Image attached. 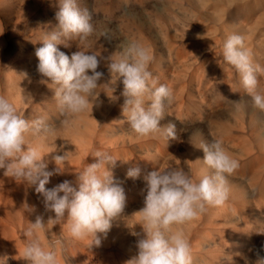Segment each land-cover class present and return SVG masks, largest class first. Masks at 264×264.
<instances>
[{
	"label": "rangeland",
	"instance_id": "obj_1",
	"mask_svg": "<svg viewBox=\"0 0 264 264\" xmlns=\"http://www.w3.org/2000/svg\"><path fill=\"white\" fill-rule=\"evenodd\" d=\"M76 3L81 10L84 9L88 10L89 14L91 15L90 23L93 25L94 31L91 35L83 39L80 36H71L69 38L62 37L63 43L57 45V47L61 51L68 54L69 56H71V54L77 50H85V51L90 50L96 52L97 54L99 53L100 57L107 58L110 57L111 55L110 58L115 56L114 57L115 59H120L119 57H123L125 54H127L129 47L134 42L144 46L145 48H148L150 54L151 51L153 50V53L151 54L153 59L149 65V70L152 73L153 79L156 81V86H159L160 84H165L169 86L173 91V95L171 99L165 102V116L164 119L161 121L160 126H162L161 128H164L165 126L167 127V125L170 122L172 124H175L177 138L169 139L167 142V140L160 134H153L147 137V136H141L136 132L132 133V131L134 130L131 129L127 121V118L123 113V105L125 100V98L121 95L123 90V85L119 81L116 83L117 80L116 75L115 74L111 75L108 72L106 66L107 60L105 59L101 60L102 63H100V66L97 69L98 71L104 73V77H102L101 79L102 81L103 80L104 81L102 83L101 80L99 81L100 85L97 89L99 90L97 91L98 98L96 100V104L94 103V106L96 105L95 106L96 108L93 106L94 108L93 109L90 108L91 110L90 111L88 110L89 112L86 111L80 114V115H84L86 118L83 116H79V114L71 115L62 112L57 97L54 94L55 90H53V88L56 89L58 86L57 85H56L57 87L54 86L55 84H53L51 81H50L51 83H49L48 78L45 77L42 78L43 76L37 71L38 58L35 55L36 48L42 46V40L48 35L50 31L54 30L58 24V21L56 20V13L59 11V0H0V73H1L0 95H1V91L3 90L2 91L3 96H5L10 102L14 103V106L17 108L18 113L24 116L26 119L31 121L38 117H42L44 118L46 124L49 126L48 127L49 132H45L46 134L43 131L36 134L34 133L32 134L31 131L27 133L26 140H28L27 141L28 145L37 148V150L40 151L42 154H44L45 152L44 150H46L44 155H46V159L48 160V170H52L51 164L49 162L51 158L54 155H56V153L57 155L65 154V159L64 161H62V168L65 171V173H69V176L70 177L72 176L74 178H76L77 176L76 172L82 171L83 168L86 167L88 163L96 161L97 158L91 155V153H94L95 151L98 150L107 151L110 154H112L114 157L118 158L117 166L113 169V171L117 174L116 175L113 174V175L117 179V181L122 184L126 194L125 208L121 213V215L116 219H114L112 222L111 228L117 229L116 231L118 232L115 234L112 232L110 233L108 232L106 237L103 234H100V236L102 237H101L100 246H96L99 248L98 249L95 247V245H93V247L90 248L89 246L91 243L90 237L77 240L70 235L69 231L65 230L64 231L65 234L63 232V235L69 237H63L64 239L62 237L58 238V243L60 248L59 255L62 257L59 259L64 258L61 264H73V262L74 264H79V263L80 264H102V263L118 264V262L119 264H123V263L126 264L128 259L130 260L129 257L131 256L134 257L137 254L136 244L139 237L133 234V233H137V231L134 229L133 222H137V221L142 222V216H141L142 213L140 212V210L144 207V197L146 195V185L142 177L136 180L127 178L126 177L127 170L130 167L139 165L142 169V176H143L144 173H147L149 171L158 168L161 169L166 167L168 168V166L171 167L174 164L175 166L173 165V167H179L180 165V168H183L186 172H189L192 178L198 181L200 178L203 177V175L211 174L213 171V170H209L210 168L205 163H202L204 152L202 148H200V145L202 146L204 143L211 144L213 141L219 140L222 142V145H224L223 148L226 147L225 148L226 151H228L229 150L228 148H230L229 152H227L228 154L233 150L234 152L237 151L235 153L233 152L229 154L232 158H234L238 162L239 165V167L231 175L227 176L228 184L229 185L231 184V187L229 186L230 187V194L228 198L229 203L234 201V203L240 204V200H247L248 197L249 199L251 198L250 203L256 206L258 210L259 208L262 207L261 204L264 206V194H262L260 187L258 185L252 183L248 173L245 172V170L242 167L243 164L242 148L240 147L239 144L234 143L230 139V134L236 133L240 138L247 137L250 141H254V138L250 134V130L248 128L246 127L242 128L237 125L236 114L237 112H239L238 110H240V112L243 111V113L239 112L241 115L243 114L246 116H250L252 112L253 114H257L259 109L260 116H258V118L262 123H264V110L258 108L255 105L252 98V94L249 93L248 91H239V89H236V87L234 88H231L229 86L226 87L225 81L222 80L221 75L219 73H215L211 69L210 65L203 59L205 55L204 51L202 52L201 48L198 47V44L201 41H203L205 35L204 26H200L202 24V16H204L201 9H199L201 1L199 0H185V1L183 0H177V1L176 0H164V1L163 0H76ZM172 9L174 10L172 11ZM168 15L171 17H169ZM165 18L167 20H165ZM153 32H155L154 36H153ZM141 35L143 36L145 35V37H147L148 39L144 38ZM177 36L180 38H178ZM157 37L159 39H157ZM147 40L150 42H147ZM65 44H67V46H65ZM194 47H196L195 48L196 51L192 52V49ZM156 49L159 51H156ZM118 53H120L121 56ZM159 53L160 56L162 57L160 56L158 57ZM35 60L37 61L34 62ZM24 62L25 63L27 62L28 66H26L27 64H23ZM152 63H155L158 66H156L155 64L152 65ZM183 65H186L184 66L185 69L184 67H182ZM21 70L22 73H20ZM5 71L7 73H4ZM180 73L183 76L179 75ZM21 74L23 75L21 76ZM164 75H166L167 78H165ZM111 77L113 78L111 79ZM186 77L187 80H185ZM19 78L21 81L19 80ZM29 79L32 80V82H34L33 83L34 85L31 83ZM180 79H182L183 81L182 80L180 81ZM15 80L18 81L16 82ZM35 81L38 82L36 83ZM184 81L187 82L184 83ZM14 82L16 85L13 84ZM41 82L44 83L41 84ZM104 82L107 84V86L106 84H104ZM29 83L33 87H31ZM50 84H52L53 86ZM2 86L3 88H1ZM44 89L45 91L46 90L47 91L46 92L43 91ZM44 92L45 94L43 96ZM48 92L51 94H49ZM41 93L42 95H40ZM52 94L54 97H52ZM101 96L102 98H104V100L101 98ZM113 96L118 97V99L111 100L110 98ZM177 96H180L181 98L180 97L177 98ZM196 96L197 97L201 96V97H198L199 99H197ZM52 98L56 99L57 102ZM188 98H190L192 102L189 101L190 99L188 100ZM44 100L48 102L46 103ZM186 100L188 101V103ZM193 101H195L194 105H199L200 108L201 107L202 108L200 109L198 108L199 106H192L191 103L193 104ZM53 103H55V105ZM183 104L186 105L187 107L184 106ZM243 105H245V108ZM96 109L97 111H95ZM170 110L172 112H169ZM47 116L48 118H46ZM77 116L79 117V119ZM75 118L77 119V121H75L76 120ZM65 121H68V123L66 124ZM228 122H230V124H228ZM76 123L79 125L77 126ZM232 123L234 124L232 125ZM223 124L224 126H226V124L231 126H226L224 129ZM72 125L77 129L72 128L73 127ZM234 125L235 127H233ZM69 127L71 130H69ZM78 127L80 128L79 130L80 132L78 131L77 133V130L79 129ZM231 127L233 128L231 129ZM72 129L76 131L71 132L73 131ZM220 130L223 132H218ZM198 135L199 137H197ZM65 136L70 138L71 144H69L70 141ZM201 136H203L204 139ZM27 137L30 138L27 139ZM56 137H58L59 139ZM195 137L196 139L198 138L197 142L196 139H194ZM133 138H135L134 140L136 139L138 140L133 142L131 141L133 140ZM165 140L166 142H164ZM44 143H47V145L46 144L44 145ZM54 145L56 149H59L58 151L55 149ZM159 150L161 151V153ZM48 151L51 153H49ZM47 152L49 154H47ZM148 154L151 156H149ZM187 154H189V156ZM153 155L154 157L157 156V158L156 157L152 158ZM92 157L94 158V160L92 159ZM186 157L188 159H186ZM90 158L92 159L91 162L89 161L91 160ZM163 158L165 159L163 160ZM124 160H127V162H125ZM189 160H191V162ZM192 160L194 161L192 162ZM192 163L195 164L192 165ZM200 167L201 169L199 170ZM1 173L4 176L10 175L9 173L4 172L3 169H0V174ZM231 180L234 181L232 182ZM62 181L63 180H61L60 182ZM3 184L5 183L0 180V188ZM56 184L57 181L55 177L52 176L50 178V183L47 184L46 187L51 188ZM128 184L131 187L130 186L125 187ZM240 184L243 186H241ZM243 188L247 192V194H245ZM133 190H136V192H134ZM25 191H28V193L32 195H34L35 192L34 187L28 186L27 184ZM38 197L41 203V208L38 215L43 216L45 226L44 228L35 231L34 238L38 237L41 246L43 247L45 238L48 235L47 233L50 232L53 225L52 221H47V220L49 219V217H51L54 214V212L46 211L43 204V198L40 196ZM257 203L258 206L256 205ZM262 208L264 209V207ZM43 210L45 211L43 212ZM260 210L258 211V214L261 215V217H264L263 215L264 210L261 211ZM210 212H211L210 206H207V210L201 215L205 218H209L211 215ZM138 213L141 215H139ZM35 218L36 217H28L26 216V214H24L23 211H20L15 213L12 216V219L11 218L9 219L8 227L10 229L9 233L11 234V237L8 234L6 238H4V241H1L2 243L0 242V253H1L0 259H3L5 258L4 256H7L8 257L7 264H12L15 261V254H18L19 252L21 253L22 250H23L22 252H24V249L29 242L28 238L25 236V231L30 227L31 223L35 221ZM179 225L182 226L184 225V223ZM176 231L183 232L181 228H178V226L176 227ZM13 233L15 234L13 235ZM69 238L74 239L73 242L77 240L75 242L76 245H74V243L72 244V242L69 241L70 240ZM107 239L111 240V244L110 241H108ZM13 240L16 243H18L16 244L14 242V247L18 245L21 246L22 248L21 247L18 248V246L14 248L12 244ZM82 240L83 243L85 244V247L86 246L89 247L87 248V250H85L86 248L82 250L84 247V244L80 242ZM87 240L90 242H87ZM116 240L117 243H115ZM67 241L68 243L71 244L69 245ZM60 243L62 245H60ZM63 243L65 244L64 246ZM79 243H81L79 247H81L82 249L81 248L78 249ZM102 245H104L105 247L103 248L104 249L103 251L100 250L102 249ZM263 245H264V240H261L260 242L255 243L252 249L250 250L243 251V248H240L241 249L239 251L241 252L239 255L240 260L236 259L235 260L236 264H249L250 262H251L250 264L260 263L258 261L264 259V249H262L264 248ZM13 248L16 249L15 251L18 253H15ZM94 248H96L97 250H95ZM106 248L108 249L110 248L109 251H107L108 249ZM112 248L114 249L116 248V249L114 250ZM125 249H126L125 251L126 254L127 253L129 254V255L127 254L128 256L124 252ZM91 250L92 251L95 250V251L92 252ZM121 251L124 253H122ZM107 252H110L111 257L110 255H108ZM114 252L118 255L119 258ZM20 253L18 256L19 259H23L21 258L23 254ZM113 254L116 255L117 258ZM106 256H108V258L110 257L111 259L116 258L118 261H116L115 259L113 260L108 259L109 260L108 261ZM72 258H74V260H76L77 262L74 261ZM24 263L26 264L27 261L24 260ZM226 264H232V263L227 262Z\"/></svg>",
	"mask_w": 264,
	"mask_h": 264
},
{
	"label": "clouds",
	"instance_id": "obj_2",
	"mask_svg": "<svg viewBox=\"0 0 264 264\" xmlns=\"http://www.w3.org/2000/svg\"><path fill=\"white\" fill-rule=\"evenodd\" d=\"M56 20L57 26L42 40L35 55L38 58L37 71L58 86L55 95L62 112L78 115L93 109L98 98L99 81L104 76L97 69L105 59L108 72L115 74L116 83L119 81L123 85V113L131 129L141 136L160 134L167 141L177 138L175 124L169 123L165 128L160 126L165 116V102L173 93L165 84L156 86L149 70L153 57L147 48L134 42L125 56L115 60L100 57L90 50H77L69 56L57 45L63 43L62 37L80 36L83 39L91 35L94 31L91 15L87 9L81 10L76 0H59ZM222 55L240 73L255 105L264 110V95L255 91L259 69L253 66L244 37L230 35L224 43ZM30 131L36 134L48 132L49 128L44 118L26 119L13 103L0 95V169L34 187L38 196L43 198L45 210L55 214L47 221L60 224L67 213L70 235L76 239L90 237V247L100 246L98 234L107 236L113 220L121 215L126 204L125 190L113 175L118 158L107 151H95L91 155L97 158L96 161L76 172L75 186L72 181L64 180L47 188L53 175L63 174L59 162L64 161L65 154L54 156L58 167L48 170L46 155L27 143L26 134ZM200 148L204 152V163L213 171L198 181L180 167L158 168L143 176L139 165L127 170V178L136 180L142 177L146 195L144 207L140 210L142 233H133L139 237L137 254L126 264H192L188 239L183 232L172 231V226L191 221L203 214L207 206H222L230 194L227 176L239 167L219 140ZM28 211L33 212L34 208ZM44 226L43 216L37 215L25 231L29 242L21 258L27 264H58L55 250H46L40 240L34 238L35 231ZM4 257L0 264H7L8 257ZM259 262L264 264V259Z\"/></svg>",
	"mask_w": 264,
	"mask_h": 264
},
{
	"label": "bare ground",
	"instance_id": "obj_3",
	"mask_svg": "<svg viewBox=\"0 0 264 264\" xmlns=\"http://www.w3.org/2000/svg\"><path fill=\"white\" fill-rule=\"evenodd\" d=\"M164 1V0H163ZM177 1V0H176ZM185 1V0H183ZM201 1L200 3V8L201 11L203 12L202 16V24L200 26H204V39L203 41H201L198 44V47L201 48L202 52L204 51V57L203 59L210 65L211 69L215 72V73H219L222 77V80L225 81V85L226 87H231L234 88L236 87V89H239V91H248L243 83H242V78L240 73H238V71L235 69V67L233 65H231L230 63L226 62L223 58V46L225 41L227 40V38L232 35V34H239L241 36L244 37L245 40V47L251 52V58H252V63L253 66L257 69H259V71H257L256 75H257V80H258V85L256 88V93L264 95V0H199ZM177 3V2H176ZM166 4V3H165ZM169 4V3H168ZM178 4V3H177ZM196 4V3H195ZM199 7V6H198ZM165 8V7H164ZM163 8V10H164ZM169 8V7H168ZM162 10V11H163ZM170 10V9H169ZM174 9H172L173 11ZM161 11V12H162ZM168 11V10H166ZM176 11V10H175ZM174 14V13H173ZM177 14V13H175ZM181 15V14H180ZM160 16V15H159ZM169 16V15H168ZM158 17V16H157ZM164 17V16H163ZM166 17V16H165ZM171 17V16H169ZM179 17V15H178ZM177 17V19H178ZM160 18V17H159ZM158 18V19H159ZM168 18V17H167ZM164 19V18H163ZM170 19V18H169ZM165 20H167L165 18ZM195 21V20H193ZM173 23V22H172ZM184 25V24H183ZM168 26V25H167ZM169 27V26H168ZM178 31V30H177ZM181 31V30H180ZM186 31V30H185ZM184 32V31H183ZM191 32V31H189ZM153 32V36H154ZM173 33V32H172ZM144 34V33H143ZM183 34V33H182ZM168 35V33H167ZM143 36V35H141ZM152 36V37H153ZM182 36V35H181ZM190 36V35H189ZM194 36V35H193ZM144 38L148 39L147 37H145V35L143 36ZM166 37V36H165ZM169 37V36H168ZM174 37V35H173ZM176 37V36H175ZM178 37V36H177ZM185 37V36H184ZM140 38V37H138ZM180 38V37H178ZM152 39V38H151ZM156 39V38H155ZM157 39H159L157 37ZM37 41V40H36ZM146 41V40H145ZM38 42V41H37ZM142 42V41H141ZM140 42V43H141ZM147 42H150L147 40ZM41 43V42H40ZM143 43V42H142ZM144 44V43H143ZM157 44V43H156ZM151 45V44H150ZM147 46V45H146ZM154 47V46H152ZM196 47H194L192 49V52H195ZM148 49V48H147ZM150 49V48H149ZM154 49V48H152ZM158 49V47H157ZM156 51H159L157 50ZM150 52V51H149ZM153 53V50L151 51V54ZM161 53V52H160ZM160 53L158 55V57L160 56ZM99 54V53H98ZM120 54V53H118ZM162 54V53H161ZM114 55V54H113ZM126 55V54H125ZM124 55V56H125ZM104 56V55H101ZM121 56V54H120ZM21 57V56H20ZM111 57V55H110ZM115 57V56H114ZM112 57V58H114ZM157 57V56H156ZM157 57V58H158ZM162 57V56H160ZM99 58V57H98ZM111 58V59H112ZM121 58V57H119ZM156 58V59H157ZM19 59V58H18ZM115 59V58H114ZM155 59V60H156ZM159 59V58H158ZM163 59V58H162ZM161 59V60H162ZM165 59V58H164ZM38 60V59H37ZM37 60H35L34 62H36ZM103 60V59H102ZM194 60V59H193ZM18 61V60H17ZM191 61V60H190ZM21 62V61H20ZM33 62V63H34ZM38 62V61H37ZM102 63V62H101ZM162 63V62H161ZM189 63V62H188ZM23 64H27V62L23 63ZM155 63H152V65ZM156 66H158L157 64H155ZM162 65V64H161ZM187 65V64H186ZM183 65L182 67L186 66ZM28 66V64L26 65ZM107 66V65H106ZM190 66V65H189ZM20 67V66H19ZM17 68V67H15ZM23 68V67H22ZM159 68V67H158ZM20 69V68H19ZM18 69V70H19ZM28 69V68H27ZM185 69V67H184ZM183 69V70H184ZM17 70V71H18ZM29 70V69H28ZM108 70V69H107ZM180 70V69H179ZM186 71V70H185ZM188 71V70H187ZM15 72V70H14ZM162 72V71H161ZM194 72V71H193ZM4 73H7L6 71ZM17 73V72H16ZM22 73V70L21 72ZM1 74V73H0ZM26 74V73H25ZM193 74V73H192ZM12 75V74H10ZM23 74H21L22 76ZM112 75V74H111ZM155 75V74H153ZM177 75V72H176ZM181 76H183L181 73L179 74ZM188 75V73H187ZM6 76V75H5ZM9 76V75H8ZM157 76V75H155ZM165 78L166 75H164ZM194 76V75H193ZM104 77V76H103ZM16 78V77H14ZM21 78V77H20ZM19 78V80H20ZM25 78V77H23ZM35 78V76H34ZM44 78V77H42ZM46 78V77H45ZM113 77H111L112 79ZM164 78V77H163ZM162 78V79H163ZM170 78V77H169ZM168 78V79H169ZM178 78V77H177ZM0 79H1V75H0ZM18 79V78H17ZM110 79V80H111ZM158 79V78H157ZM161 79V80H162ZM185 79V78H183ZM197 79V78H196ZM14 80V79H13ZM30 80V79H29ZM43 80V79H42ZM114 80V79H113ZM159 80V79H158ZM182 79H180L181 81ZM187 80V77L186 79ZM16 81V80H15ZM18 81V80H17ZM16 81V82H17ZM21 81V80H20ZM31 83L33 84L34 82H32V80H30ZM47 81V79H46ZM104 81V80H103ZM101 80V83L103 82ZM183 81V80H182ZM36 83L38 81H35ZM49 83L50 80L48 81ZM118 82V81H117ZM176 82V80H175ZM187 82V81H186ZM184 81V83H186ZM35 83V85H36ZM44 82H41V84H43ZM108 83V82H107ZM183 83V82H182ZM15 84V82L13 83ZM12 84V85H13ZM30 84V83H29ZM104 84H106L104 82ZM174 84V82H173ZM181 84V83H180ZM179 84V85H180ZM194 84V83H193ZM7 85V84H6ZM10 85V84H9ZM16 85V84H15ZM26 85V84H24ZM28 85V84H27ZM31 85V84H30ZM34 85V84H33ZM40 85V83H39ZM52 85V84H50ZM103 85V84H101ZM109 85V84H108ZM170 85V83H169ZM183 85V84H182ZM5 86V85H4ZM23 86V84H22ZM42 86V85H41ZM48 86V85H47ZM53 86V85H52ZM56 86V85H54ZM107 86V84H106ZM172 86V85H171ZM188 86V85H186ZM195 86V85H193ZM31 87H33L31 85ZM44 87V86H43ZM57 87V86H56ZM192 87V86H191ZM190 87V88H191ZM3 88V86L1 87ZM14 88V86H13ZM16 88V87H15ZM27 88V87H26ZM35 88V87H34ZM33 88V89H34ZM37 88V86H36ZM45 88V87H44ZM181 88V87H180ZM197 88V87H196ZM7 89V88H6ZM12 89V88H11ZM46 89V88H45ZM45 89L43 91H45ZM102 89V88H101ZM182 89V88H181ZM207 89V87H206ZM14 90V89H13ZM40 90V88H39ZM53 90H55L53 88ZM191 90V89H190ZM197 90V89H195ZM194 90V91H195ZM3 91V90H2ZM1 91V95H3ZM8 91V90H6ZM12 91V90H11ZM18 91V90H17ZM33 91V90H32ZM47 91V90H46ZM45 91V92H46ZM99 91V90H97ZM5 92V91H4ZM15 92V91H14ZM45 92L43 93V96L45 94ZM189 92V90H188ZM191 92V91H190ZM249 92V91H248ZM16 93V92H15ZM18 93V92H17ZM49 93V92H48ZM53 93V92H52ZM173 93V91H172ZM193 93V92H192ZM10 94V92H9ZM24 94V93H23ZM51 94V93H49ZM48 94V95H49ZM55 94V93H54ZM180 94V93H179ZM12 95V94H11ZM10 95V96H11ZM17 95V94H16ZM34 95V94H33ZM42 95V93L40 94ZM188 95V94H187ZM195 95V94H193ZM205 95V94H204ZM203 95V96H204ZM39 96V95H38ZM50 96V95H49ZM175 96V95H174ZM173 96V97H174ZM184 96V95H183ZM202 96V97H203ZM25 97V96H24ZM21 97V98H24ZM40 97V96H39ZM52 97L53 94H52ZM100 97V96H99ZM180 96H177V98ZM197 97V96H196ZM201 97V96H198ZM197 97V99H199ZM12 98V97H11ZM19 98V97H18ZM102 98V96H101ZM181 98V97H180ZM191 98V97H190ZM188 98V100L190 99ZM193 98V97H192ZM195 98V97H194ZM204 98V97H203ZM10 99V98H9ZM28 99V98H27ZM48 99V98H46ZM54 99V98H52ZM104 100V98H102ZM196 99V100H197ZM205 99V98H204ZM14 100V99H13ZM17 100V99H16ZM56 100V99H54ZM58 100V99H57ZM56 100V102H57ZM101 100V99H100ZM177 100V99H176ZM184 100V99H183ZM195 100V101H196ZM201 100V99H200ZM45 101V100H44ZM52 101V100H51ZM180 101V100H179ZM187 101V100H186ZM191 101V99L189 100ZM191 103L192 106H199V105H194ZM16 102V101H15ZM19 102V101H18ZM32 102V101H31ZM46 102V101H45ZM44 102V103H45ZM48 102V101H47ZM46 102V103H47ZM55 102V103H56ZM182 102V101H181ZM192 102V101H191ZM198 102V101H197ZM200 102V101H199ZM12 103V102H11ZM55 103H53L55 105ZM188 103V101H187ZM202 103V102H201ZM242 103V102H241ZM14 104V103H13ZM19 104V103H17ZM51 104V103H50ZM49 104V106H50ZM57 104V103H56ZM96 104V102H95ZM101 104V103H99ZM243 104V103H242ZM182 105V104H180ZM184 105V104H183ZM202 105V104H201ZM240 105V104H239ZM53 106V105H52ZM94 106V105H93ZM96 106V105H95ZM94 106V107H95ZM186 106V105H184ZM245 108V105H243ZM242 106V107H243ZM93 107V108H94ZM104 107V106H103ZM102 107V108H103ZM175 107V106H174ZM187 107V106H186ZM96 108V107H95ZM99 108V107H98ZM106 108V107H105ZM200 108V106L198 107ZM202 108V107H201ZM200 108V109H201ZM241 108V107H239ZM29 109V108H28ZM55 109V108H54ZM171 109V108H170ZM176 109V108H175ZM187 109V108H186ZM196 109V107H195ZM49 110V109H48ZM47 110V111H48ZM91 109H89L90 111ZM99 110V109H98ZM104 110V109H103ZM106 110V109H105ZM173 110V109H172ZM180 110V109H178ZM198 110V109H197ZM243 110V108H242ZM39 111V110H38ZM88 111V112H89ZM94 111V110H93ZM97 111V109L95 110ZM176 111V110H175ZM201 111V110H200ZM237 111V109H236ZM240 112V110H238ZM87 112V113H88ZM169 112H172L171 110ZM189 112V111H188ZM237 112V125L239 127H246L250 130V134L253 136L254 141H250L247 137L244 138H240L236 133H231L230 134V139L234 142L240 145V147L242 148V160H243V164L242 167L245 170V172L248 173L251 181L253 184L258 185L260 187V190L262 192V194H264V123H262L258 116H260V110L258 109L257 114H252L250 116H246V115H241L240 113L243 111H241L240 113ZM23 113V112H22ZM38 113V112H37ZM57 113V112H56ZM91 113V112H90ZM176 113V112H175ZM184 113V112H183ZM193 113V112H192ZM39 114V113H38ZM49 114V113H48ZM55 114V113H54ZM58 114V113H57ZM82 114V113H81ZM177 114V113H176ZM188 114V113H187ZM191 114V113H190ZM189 114V115H190ZM199 114V113H198ZM245 114V113H244ZM40 115V114H39ZM43 115V114H42ZM87 115V114H86ZM91 115V114H90ZM202 115V112H201ZM41 116V115H40ZM44 116V115H43ZM46 116V114H45ZM79 116H83L84 115H80ZM89 116V115H88ZM78 117V116H77ZM178 117V116H177ZM176 117V118H177ZM195 117V116H194ZM48 118V116L46 117ZM82 118V117H81ZM86 118V117H85ZM188 118V117H186ZM76 119V118H75ZM79 119V117H78ZM83 119V118H82ZM72 120V119H71ZM85 120V119H84ZM97 120V119H95ZM123 120V119H122ZM181 120V119H180ZM73 121V120H72ZM77 121V119L75 120ZM124 121V120H123ZM122 121V122H123ZM230 121V120H229ZM87 122V121H86ZM121 122V123H122ZM167 122V121H164ZM231 122V121H230ZM230 122H228V124H230ZM90 123V122H89ZM124 123V122H123ZM171 123V122H170ZM226 123V122H225ZM127 124V122H126ZM234 123H232L233 125ZM76 125L78 126L79 124L76 123ZM75 125V126H76ZM81 125V124H80ZM97 125V124H96ZM220 125V123H219ZM236 125V124H235ZM235 125L233 127H235ZM52 126V125H51ZM71 126V125H70ZM73 126V125H72ZM224 126V124H223ZM221 126V127H223ZM226 126H231V125H227ZM224 126L223 128L225 129ZM49 127V126H48ZM162 127V126H161ZM166 127V126H165ZM164 127V128H165ZM209 127V125H208ZM220 127V126H219ZM231 127V129L233 128ZM77 129L76 127H72ZM79 128V127H78ZM83 129V128H82ZM218 129V128H217ZM69 130L70 127H69ZM74 132L76 130L72 129ZM80 130V128L77 130ZM228 130V129H227ZM54 131V130H52ZM61 131V130H60ZM83 131V130H82ZM225 131V130H224ZM49 132V131H48ZM66 132V131H65ZM80 132V131H79ZM135 133V131H132V133ZM218 132H223V131H218ZM45 133V132H44ZM43 133V134H44ZM53 133V132H52ZM33 134V132H32ZM31 134V135H32ZM46 134V133H45ZM70 134V133H69ZM68 134V135H69ZM131 134V133H130ZM30 135V136H31ZM132 135V134H131ZM187 135V134H185ZM190 135V134H189ZM203 135V134H202ZM44 136V135H43ZM42 136V137H43ZM51 136V134H50ZM54 136V134H53ZM52 136V137H53ZM56 136V135H55ZM122 136V135H121ZM135 136V135H134ZM66 137V136H65ZM70 137V136H69ZM109 137V136H108ZM132 137V136H131ZM137 137V136H136ZM148 137V136H147ZM187 137V136H186ZM199 137V135L197 136ZM203 138V136H201ZM200 137V139H201ZM30 137H27V139ZM54 138V137H53ZM58 138V137H56ZM68 138V137H66ZM185 138V137H184ZM51 139V138H50ZM59 139V138H58ZM57 139V141H58ZM70 141V138H68ZM135 138H133V140L131 141H136L134 140ZM146 139V138H145ZM149 139V138H148ZM160 139V138H159ZM190 139V138H189ZM196 139V137L194 138ZM198 139V138H197ZM196 139V142H197ZM204 139V138H203ZM31 140V139H30ZM53 140V139H52ZM164 140V139H163ZM28 141V140H27ZM41 141V140H38ZM36 141V142H38ZM54 141V140H53ZM68 141V140H67ZM124 141V140H123ZM193 141V140H192ZM191 141V142H192ZM204 141V140H202ZM35 142V143H36ZM75 142V141H74ZM166 142V140L164 141ZM168 142V141H167ZM194 142V141H193ZM192 142V143H193ZM195 142V143H196ZM48 143V142H47ZM47 143H44V145ZM199 143V142H198ZM224 143V142H223ZM52 144V143H50ZM69 144H71V141L69 142ZM169 144V143H168ZM167 144V145H168ZM194 144V143H193ZM205 144V143H204ZM63 145V144H62ZM73 145V142H72ZM37 146V145H36ZM52 146V145H51ZM58 146V145H57ZM75 146V145H74ZM164 146V145H163ZM177 146V145H176ZM224 147V145H222ZM227 146V145H226ZM55 147V145H54ZM59 147V146H58ZM72 147V146H71ZM158 147V146H157ZM165 147V146H164ZM201 147V145H200ZM229 147V146H228ZM60 148V147H59ZM226 148V147H225ZM224 148V149H225ZM46 149V148H45ZM56 149V147H55ZM230 150V148H228ZM57 151L59 149H56ZM74 150V149H73ZM229 150L227 152H229ZM233 150V149H232ZM46 152V150H44ZM55 151V152H57ZM160 151V150H159ZM201 151V150H200ZM44 152V154H45ZM49 152V151H48ZM47 152V153H48ZM73 152V151H71ZM75 152V151H74ZM189 152V151H188ZM233 151H231L229 154L233 153ZM237 152V151H235ZM234 152V153H235ZM161 153V151H160ZM151 154V153H150ZM191 154V152H190ZM241 154V153H240ZM57 155V153H56ZM54 155V156H56ZM142 155V154H141ZM145 155V154H144ZM149 155V154H148ZM186 155V154H184ZM189 156V154H187ZM203 155V154H202ZM201 155V156H202ZM237 155V154H235ZM53 156V157H54ZM136 156V155H135ZM143 156V155H142ZM151 156V155H149ZM204 156V155H203ZM53 157L50 160V164H51V168L54 169L56 167H58L53 159ZM148 157V156H147ZM154 157V155L152 156V158ZM157 158V156H155ZM154 157V158H155ZM241 157V156H239ZM192 158V155H191ZM91 159V158H90ZM92 159L94 160V158L92 157ZM89 160L90 162L92 161ZM165 158H163L164 160ZM186 159H188L186 157ZM198 159V158H197ZM203 159V158H202ZM150 160V159H149ZM154 160V159H153ZM201 160V159H200ZM179 161V160H178ZM177 161V162H178ZM187 161V160H186ZM191 162V160H189ZM188 161V162H189ZM194 160H192L193 162ZM198 161V160H197ZM203 161V160H202ZM95 162V161H93ZM91 162V163H93ZM153 162V161H152ZM189 162V163H190ZM201 162V161H200ZM199 162V165H200ZM204 163V161L202 162ZM173 164V163H172ZM182 164V163H179ZM195 163H192V165ZM198 164V163H197ZM86 165V164H85ZM174 165V164H173ZM173 165L171 167H173ZM184 165V164H183ZM186 165V164H185ZM150 166V165H149ZM175 166V165H174ZM187 166V165H186ZM59 167L63 170L62 168V162H59ZM148 167V165H147ZM170 167V166H168ZM180 167V165H179ZM185 167V166H184ZM167 168V167H166ZM207 168V167H206ZM195 169V166H194ZM201 169V167L199 168V170ZM187 170V168H186ZM212 170V169H209ZM208 170V171H209ZM113 174L116 175L117 173H115L113 171ZM57 181V184L60 183L61 180H70L73 182V185L75 186L76 183V178L74 177H70L69 173H65V171L63 172L62 175H53ZM230 179V178H229ZM0 180L2 182H4L5 184H3L0 188V242L4 241V238H6V236L9 234V236L11 237V234L9 233L10 229L8 227V221L12 216L20 211H23L24 214H26V216L28 217H36L39 212H40V208H41V203H40V199L38 197V194L34 192V195L28 193V191L26 190V183L24 184L23 182H21L19 179L13 178L11 175L9 176H4L2 173L0 174ZM232 182L234 180H231ZM230 182V181H229ZM236 182V181H235ZM237 183V182H236ZM240 183V182H239ZM124 184V183H123ZM127 184V183H126ZM236 185V184H235ZM241 185V184H240ZM254 185V186H255ZM130 186L129 184L126 185L125 187ZM231 187V184L229 185ZM243 186V185H241ZM131 187V186H130ZM234 187V185H233ZM232 187V188H233ZM240 187V186H239ZM238 187V188H239ZM246 187V186H245ZM141 188V187H140ZM241 188V187H240ZM130 189V188H129ZM135 189V188H133ZM237 189V188H236ZM235 189V190H236ZM125 190V189H124ZM143 190V189H142ZM233 190V191H235ZM239 190V189H238ZM244 190V188H243ZM242 190V191H243ZM134 192H136V190H133ZM145 191V190H144ZM138 192V189H137ZM142 192V191H141ZM241 192V190H240ZM245 194H247V192L244 190ZM243 192V193H244ZM135 194V193H134ZM242 196V195H241ZM240 196V197H241ZM245 196V195H244ZM251 199V198H250ZM250 199L247 197V200H240V204L231 202L229 203V199L222 205V206H210V217L209 218H205L202 215L197 216L196 218L192 219L191 221H187L184 223V225L180 226L179 224L177 225H173L172 226V231H176V227L178 226V228H181L184 235L186 236V238L188 239L189 243H190V247H191V254H192V264H226L227 262H230L232 264H236L235 260H240V253L239 252L241 249L243 248V251L245 250H250L252 249L253 245L257 242H260L261 240H264V217H261V215L258 214V211L264 210L262 207H264L261 204V208H256V206L252 205L250 203ZM263 199V198H261ZM249 200V201H248ZM255 200V199H254ZM236 202V200H235ZM258 202V201H257ZM259 203V202H258ZM258 203L256 204L258 206ZM29 208H34L33 212H29L28 209ZM260 210V211H261ZM45 210H43L44 212ZM140 213V212H139ZM138 213V214H139ZM261 213V212H260ZM263 213V212H262ZM141 215V214H139ZM264 215V214H263ZM66 218L64 219V221H62L60 224H53L52 225V229L50 230V232H48L45 241H44V246L43 248H45L46 250L48 249H52L55 250L56 254H57V260H58V264L62 263V260L64 259H59L62 258L59 255V243H58V238L60 237H69L66 235H63V232L69 231V224L70 221L67 218V213L65 214ZM142 216V215H141ZM52 218L55 217V214H53L51 216ZM133 217V216H132ZM19 221V220H18ZM133 221V220H132ZM53 223V222H52ZM122 223V222H120ZM119 223V224H120ZM124 223V222H123ZM133 226L134 229L137 231V233H142V222L137 221V222H133ZM12 224V223H10ZM115 224V223H114ZM117 224V222H116ZM132 225V224H131ZM122 226V225H121ZM12 229V228H11ZM55 229V230H54ZM175 229V230H174ZM117 229L115 228H111L109 233H117L118 231H116ZM15 232V231H14ZM123 232V231H122ZM15 233H13L14 235ZM65 234V232H64ZM69 235V234H68ZM100 236V234H99ZM9 237V238H10ZM13 237V236H12ZM36 237V236H35ZM102 236H100L101 238ZM7 238V239H9ZM14 238V237H13ZM12 238V239H13ZM38 238V237H37ZM11 239V240H12ZM64 239V238H63ZM62 239V241H63ZM72 242V244L74 243V245H76V240L75 242H73L74 239L69 238ZM105 239V238H103ZM115 239V238H114ZM10 240V241H11ZM15 240V239H14ZM13 240V247H14V241ZM68 240V239H67ZM108 240V239H107ZM106 240V241H107ZM110 241L111 244V240ZM126 241V240H125ZM19 242V241H18ZM61 242V241H60ZM83 243V240L80 241ZM87 242H90L87 240ZM86 242V243H87ZM113 242V241H112ZM2 243V242H1ZM16 243V242H15ZM68 243V241H67ZM115 243H117V240L115 241ZM18 244V243H16ZM15 244V245H16ZM69 245L71 243H68ZM78 244V243H77ZM84 244V243H83ZM82 244V246H83ZM88 244V243H87ZM91 244V243H90ZM60 245H62L60 243ZM65 244L63 243V246ZM81 245V243H79L78 245V249L81 248L79 247ZM89 245V244H88ZM114 245V244H113ZM5 246V245H4ZM3 246V248H4ZM18 246V245H16ZM15 246V247H16ZM90 246V245H89ZM106 246V245H105ZM110 246V245H109ZM108 246V247H109ZM112 246V245H111ZM115 246V245H114ZM113 246V247H114ZM264 246V245H263ZM262 246V247H263ZM14 247V248H15ZM21 246H18V248H20ZM61 247V246H60ZM93 247V246H92ZM96 247V246H95ZM127 247V246H126ZM125 247V248H126ZM15 253L16 252L14 249ZM22 248V247H21ZM63 248V247H62ZM71 248V247H69ZM76 248V247H75ZM86 248V249H85ZM87 248L89 247H84L82 250H87ZM91 248V247H90ZM98 248V247H96ZM96 248H94L95 250H97ZM105 248L104 245H102V249H100L101 251H103ZM131 248V247H130ZM65 249V248H64ZM99 249V248H98ZM108 249V248H106ZM110 249V248H109ZM109 249L107 251H109ZM114 249V248H112ZM111 249V250H112ZM116 249V248H115ZM114 249V250H115ZM132 249V248H131ZM130 249V250H131ZM264 249V248H262ZM22 250V249H21ZM71 250V249H70ZM94 250V251H95ZM110 250V252H111ZM122 250V249H121ZM128 250V248H127ZM4 251V250H3ZM23 251V250H22ZM21 251V253L23 254V252ZM66 251V250H65ZM89 251V249H88ZM92 251V250H91ZM92 251V252H94ZM106 251V250H105ZM118 251V249H117ZM126 251V249L124 250V252ZM133 251V250H132ZM110 252H107L108 255H110ZM116 252V251H115ZM114 252V253H115ZM122 252V251H121ZM122 252V253H124ZM129 252V251H128ZM9 253V252H8ZM20 253V252H19ZM19 253L15 254V261L12 264H25L23 259H19ZM20 253V254H21ZM102 253V252H101ZM104 253V252H103ZM106 253V252H105ZM113 253V251H112ZM263 253V252H262ZM261 253V256H262ZM1 254V253H0ZM116 254V253H115ZM126 254V252H125ZM128 254V253H127ZM126 254V255H127ZM132 254V253H131ZM9 255V254H8ZM114 255V254H113ZM117 255V254H116ZM116 255H114L116 257ZM129 255V254H128ZM127 255V256H128ZM122 256V255H120ZM131 256V255H130ZM12 257V256H11ZM74 257V256H73ZM105 257V254H104ZM108 259H111V255ZM118 257V255H117ZM116 257V258H117ZM132 257V256H131ZM131 257H129L131 259ZM116 258V261H118ZM119 258V257H118ZM123 258V257H122ZM126 258V256H125ZM261 258V257H260ZM74 260V258H72ZM111 259V260H113ZM121 259V257H120ZM129 260V259H128ZM26 261V260H25ZM61 261V262H60ZM76 261V260H74ZM109 261V260H108ZM73 262V261H72ZM77 262V261H76ZM123 262V261H122ZM259 262V261H258ZM109 263V262H108ZM251 263V262H250ZM249 263V264H250ZM257 263V262H256ZM27 264V263H26ZM74 264V262H73ZM80 264V263H79ZM103 264V263H102ZM110 264V263H109ZM119 264V262H118ZM124 264V263H123ZM254 264V263H253ZM260 264V263H258Z\"/></svg>",
	"mask_w": 264,
	"mask_h": 264
}]
</instances>
